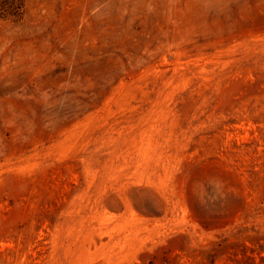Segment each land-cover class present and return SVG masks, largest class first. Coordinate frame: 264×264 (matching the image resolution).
Here are the masks:
<instances>
[{
	"label": "rangeland",
	"instance_id": "374dc122",
	"mask_svg": "<svg viewBox=\"0 0 264 264\" xmlns=\"http://www.w3.org/2000/svg\"><path fill=\"white\" fill-rule=\"evenodd\" d=\"M0 264H264V0H0Z\"/></svg>",
	"mask_w": 264,
	"mask_h": 264
}]
</instances>
